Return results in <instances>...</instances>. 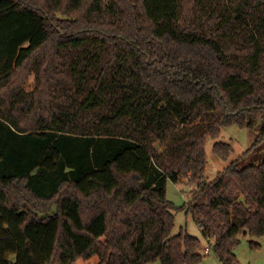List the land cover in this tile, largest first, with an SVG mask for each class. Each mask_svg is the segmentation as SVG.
I'll return each instance as SVG.
<instances>
[{"label":"trees","instance_id":"16d2710c","mask_svg":"<svg viewBox=\"0 0 264 264\" xmlns=\"http://www.w3.org/2000/svg\"><path fill=\"white\" fill-rule=\"evenodd\" d=\"M168 181L221 264L264 236V0H0V264H200Z\"/></svg>","mask_w":264,"mask_h":264},{"label":"rangeland","instance_id":"374dc122","mask_svg":"<svg viewBox=\"0 0 264 264\" xmlns=\"http://www.w3.org/2000/svg\"><path fill=\"white\" fill-rule=\"evenodd\" d=\"M32 86L33 78L30 77L25 89L29 90ZM255 135L256 131L254 129L240 128L232 124L223 128L218 137L208 138L205 143L206 170L204 179L207 182L213 180L218 172L237 159L241 160L242 166L257 163L263 157V152L261 148L250 150L253 147ZM220 142L231 145L232 151L226 160L217 159L213 153L214 145ZM159 150L161 149L159 148ZM245 153L247 155L244 156ZM194 188L195 186L189 183L175 185L168 181L166 184V199L176 207V211L173 212L174 226L171 235H177L181 231H184L188 235L197 238L201 243L200 251L203 256L200 264H221L215 257L212 248H210L208 255L203 254V249L209 247V244L211 245L213 241L210 240L208 243L204 239L197 224L186 211L185 206L191 199V192ZM238 240L239 243L234 249V254L240 264H264V236L259 238L239 236ZM250 242L258 244V249H251ZM96 263L97 261L95 260L94 264Z\"/></svg>","mask_w":264,"mask_h":264},{"label":"built area","instance_id":"2783aa9c","mask_svg":"<svg viewBox=\"0 0 264 264\" xmlns=\"http://www.w3.org/2000/svg\"><path fill=\"white\" fill-rule=\"evenodd\" d=\"M208 243H209V241H207ZM210 248H212V250H213V247H212V244L210 245L209 244V247H205L204 249H203V254L204 255H208L209 254V252H210Z\"/></svg>","mask_w":264,"mask_h":264},{"label":"water","instance_id":"95a60500","mask_svg":"<svg viewBox=\"0 0 264 264\" xmlns=\"http://www.w3.org/2000/svg\"><path fill=\"white\" fill-rule=\"evenodd\" d=\"M239 201H244V199L243 198H240Z\"/></svg>","mask_w":264,"mask_h":264},{"label":"crops","instance_id":"0c3cea01","mask_svg":"<svg viewBox=\"0 0 264 264\" xmlns=\"http://www.w3.org/2000/svg\"><path fill=\"white\" fill-rule=\"evenodd\" d=\"M207 241V240H206ZM210 242V241H209Z\"/></svg>","mask_w":264,"mask_h":264}]
</instances>
